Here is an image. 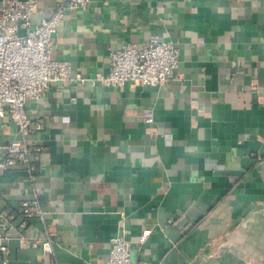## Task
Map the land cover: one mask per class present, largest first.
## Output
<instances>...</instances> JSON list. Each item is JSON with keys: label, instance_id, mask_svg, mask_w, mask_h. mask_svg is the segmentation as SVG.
<instances>
[{"label": "crops", "instance_id": "0c3cea01", "mask_svg": "<svg viewBox=\"0 0 264 264\" xmlns=\"http://www.w3.org/2000/svg\"><path fill=\"white\" fill-rule=\"evenodd\" d=\"M62 2L38 0L33 20ZM153 36L180 49L167 83H54L29 103L38 177L0 172V211L36 192L46 213L0 264L106 263L113 235L145 229L136 264H264V0H91L66 13L54 55L93 77ZM19 136L0 116V148ZM47 232L54 256L30 243Z\"/></svg>", "mask_w": 264, "mask_h": 264}, {"label": "built area", "instance_id": "2783aa9c", "mask_svg": "<svg viewBox=\"0 0 264 264\" xmlns=\"http://www.w3.org/2000/svg\"><path fill=\"white\" fill-rule=\"evenodd\" d=\"M91 0H63L49 15L34 21L38 0H0V116L9 115L17 126V138L3 145L0 172L22 166L32 187L35 185L37 162L44 150L43 145L30 138L32 119L29 103L37 100L54 83L86 82L121 87L127 83L160 86L175 77L179 66L180 49L173 40L153 36L142 47L128 43L111 51L109 72H98L93 77L73 75L68 61L57 58L56 33L68 11L85 9ZM152 121V118H148ZM43 124L38 122L37 130ZM45 210L35 192L30 200H24L16 212L0 211V253H10L9 241L13 237L28 241L19 229L32 218L44 219ZM169 222L174 223L172 217ZM152 229L142 231L141 238L131 240L126 230L111 237V248L106 263L134 264V245L142 246ZM53 234L30 241L32 247H40L44 253L54 256ZM7 258L3 263L7 264ZM143 264H151L144 262Z\"/></svg>", "mask_w": 264, "mask_h": 264}, {"label": "water", "instance_id": "95a60500", "mask_svg": "<svg viewBox=\"0 0 264 264\" xmlns=\"http://www.w3.org/2000/svg\"><path fill=\"white\" fill-rule=\"evenodd\" d=\"M136 253H137V250H133V253H132V259H133V262L134 264H136Z\"/></svg>", "mask_w": 264, "mask_h": 264}]
</instances>
